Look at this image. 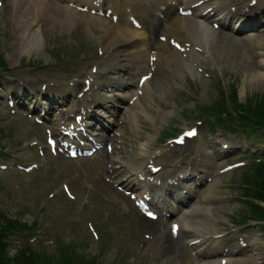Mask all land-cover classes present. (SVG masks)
I'll list each match as a JSON object with an SVG mask.
<instances>
[{"label":"rangeland","instance_id":"374dc122","mask_svg":"<svg viewBox=\"0 0 264 264\" xmlns=\"http://www.w3.org/2000/svg\"><path fill=\"white\" fill-rule=\"evenodd\" d=\"M10 2L12 0H4V9L0 10V63H5V70L0 67V70H4L0 73V80L3 81V85H0V93H6L9 88V79H4L8 74L15 82L29 79L36 81L38 78L44 77L42 76L44 71H49V65L54 63L55 58L64 54L70 58L83 56L84 52L87 54L98 53L97 63H106L109 59L106 54L102 55L100 46L103 45H99V42L92 39L94 36L103 38L101 27L104 26L94 22L95 25L92 24L94 25L92 28L84 29L80 26L87 25L81 24L77 20H73L77 25L69 23V26L65 24L55 28L44 19V24L43 21L41 22L45 32L41 37L43 47L41 53L33 55L31 51L26 55L20 54V45L13 44L15 43L13 37L16 28L15 15L11 11ZM51 4L54 9L58 6L53 1ZM105 27L109 28L108 24ZM126 38L127 36L123 37L127 40ZM251 43H256V40H252ZM234 46L241 48L242 45L235 42ZM231 55L233 54L231 53ZM223 59L218 60L219 67H216L210 60L201 63L209 74L207 78L199 74L198 71V75L195 76L192 73H187V70L179 68L185 74L182 76L176 63L177 57H170L171 62H174V77L168 75L167 79L157 78L154 82L157 96L152 100L153 102L144 103L153 122H148L146 134L142 133L140 139L143 140L141 143L150 139L156 141L154 156L163 151L164 148H159L166 146L171 139V137L168 138L164 145H161V135L167 129L173 130V133L176 134L177 128L182 130L191 123L182 119L180 115L188 109L195 110L199 106L205 105L211 108L210 114L221 108H227L232 105L234 100V103L237 102L236 107L241 103L250 123H258L264 119V91L251 90L246 84H243L242 75L239 72L225 65L222 66ZM38 70L43 71L37 73ZM60 71L57 68L51 70L47 76L49 84L59 83L62 78L59 75ZM243 87L246 89L242 95ZM4 116L5 114L0 111V143L2 142L8 151L24 152L27 146L25 130L21 125L5 122ZM20 122H25L27 131L33 130L32 125L25 118H22ZM141 122H146V118L143 117ZM125 128L127 129L128 125H125ZM200 129L202 134L207 133V127L204 124ZM38 132L39 130L36 129V133H32L31 137ZM43 132L47 135L49 130L46 129ZM39 139L41 140V135ZM181 150L180 148L179 151ZM176 155L174 153V156ZM114 158L127 162L132 158V154L129 151H117ZM108 166L111 167V165ZM120 166L122 165H114L117 175L133 170L132 165L123 168H119ZM247 166H249L248 163ZM106 167L99 164L97 160L83 161L78 164L64 160L63 164L55 161L44 167L43 170L34 172L31 176L16 179L14 182L11 181L12 177L7 175L4 177L3 190L0 192V209L11 219L14 218L23 223H38L41 230L50 225L51 234L48 238L51 242L55 237L62 240L61 243H57V249H55V245H51L50 256H55L56 250L59 251V247L67 242L71 244V250L81 254L80 257L84 255L90 261L94 258L96 264H153V261L161 254L158 253L157 247L149 246L156 243L149 237H151L150 234L154 235L157 230L139 218V214L134 211L133 203L128 196L108 184L111 179L104 170ZM78 171H81L82 174L86 173V176L82 179L80 175L82 183L80 182L78 187H72L71 184L76 183L74 173ZM246 171H248V167L221 180L224 184L220 187L222 188L220 194L224 199L223 206L225 208L228 206L220 213L222 214L221 218H225V222L220 220L218 223L224 235L227 231L238 229L232 225L231 218L239 220L243 215L246 217V206L248 208L249 200L247 201L243 197L242 189L255 183L253 176H249ZM243 177H247L246 181L242 180ZM122 180L120 177L119 181L122 182ZM62 185H69L75 190L73 193L76 200H71L63 194ZM214 190L215 188L211 191ZM57 193L60 195L58 196ZM2 220L0 217V221ZM254 223L249 222L248 225H243L242 227L245 228L242 229L250 227L256 230L260 224ZM92 226L103 239L96 240L93 234L90 235L87 229ZM146 240L150 241L148 245L144 243ZM11 254L14 255L15 251L11 250ZM60 256H57L56 259H59ZM46 260L48 261L47 258Z\"/></svg>","mask_w":264,"mask_h":264},{"label":"bare ground","instance_id":"6f19581e","mask_svg":"<svg viewBox=\"0 0 264 264\" xmlns=\"http://www.w3.org/2000/svg\"><path fill=\"white\" fill-rule=\"evenodd\" d=\"M62 2H71V0H61ZM190 3H193V5L200 1V0H189ZM216 0H203L204 5L202 7L194 8L193 9V18L189 19H184L183 21L177 22V26L179 29L184 32V29L188 27V30L190 32V36L197 41L200 46L204 49L205 53L207 54H212L215 50V55H213L214 61L216 64H220L218 61L221 58L223 59V65H225L228 68H233L236 72H239V74L242 75V81L243 84H246L247 87H249L251 90H256L260 89L264 91V35L261 37L256 38V46L255 49H260V53H256L254 56L255 58H260L258 61H253V63L250 62L248 56L243 52L244 50L241 48H238L237 46H234V43L227 40L225 35H215L213 31V27L210 28L208 22L211 18L212 14H206L205 12L209 8H214ZM259 1V0H257ZM11 3V11H13L15 15V35H14V45H20L19 51L20 54L26 55L27 53H30L31 51L33 55H39L41 53V50L43 49L42 47V40L41 37L43 35V25L41 22L43 21V24L45 21H49L53 27L57 28L60 27L61 25H65L72 22V20H77L81 24H86L87 28L88 25L90 24V20L86 18L85 15H80L76 12H74L72 9H55L53 8V5L49 0H12ZM262 2H259L261 4ZM260 8H264L261 4L259 6ZM214 13H220L222 12L221 8H214L213 9ZM45 19V21H44ZM221 19H223V16L221 15ZM49 25V24H47ZM172 31V29H171ZM45 33V32H44ZM125 33L127 31L125 29H121V33H117L118 36L114 40L110 39L111 41L108 42V45L106 44L105 49L110 51L111 54V59L107 64H114L120 63L122 59L125 61L131 60L132 62L139 63V64H144V62L139 58L136 54L131 53L129 55L124 53V48L125 46L128 45L129 41H124L123 37L125 36ZM213 38V39H212ZM94 41L100 42L99 37L94 36L92 37ZM119 40V41H117ZM115 41H117L115 43ZM230 48L231 52L233 55L231 56V52H225L227 49ZM223 50L224 52L220 51ZM38 54H36V53ZM225 55V57H224ZM160 60V58H157ZM168 61L170 65H172V62L170 60V57H167L165 59ZM180 63H184V60L182 59ZM107 66V65H105ZM106 69H101L98 70L96 76H94L95 81L99 79V77L105 79V74ZM123 84V83H122ZM149 84L144 86L141 92H146L148 90ZM119 88V87H118ZM125 87H123L124 89ZM120 89V88H119ZM244 89V90H243ZM245 87L242 88V95L245 92ZM94 99H97L100 97V94L98 91L94 90L92 87V90L90 91ZM127 97L128 95L125 94ZM124 96V97H125ZM105 98H112L116 99V96H111V95H106L103 96ZM121 97V96H120ZM103 98H99V100H102ZM133 98L130 99V101ZM148 151L146 147H142L141 149V156L140 159L144 160L147 158ZM172 168L168 167L167 172L170 171ZM142 175H144V172H141ZM147 178L151 179L153 178L151 174L146 175ZM147 184L152 185L147 182ZM157 191L161 193L164 196L163 201L158 204L161 207H165V209H168L169 211L171 210L173 213H177V209L170 203L167 202L166 200L167 197L169 196L164 189L166 188V184H157ZM178 187V186H177ZM182 200V199H181ZM184 201L182 200V204ZM157 203H155V206H158ZM184 208V207H183ZM185 209V208H184ZM206 214L209 215L212 218V213L210 211H206ZM183 216H188L190 217L189 223H184V226L187 227V232H192L193 230L196 229L198 226L199 222H203L204 220L201 218H194V216L188 215L187 213H183ZM201 220V221H200ZM183 233V231H182ZM181 233V234H182ZM169 235L165 234L164 238L163 236H160L158 240H163L166 241L168 240ZM181 238L183 239L182 235ZM184 240V239H183ZM263 240V237H260V241ZM258 239L255 237L253 238V234H245L242 236L241 239H239V243L235 245L236 249L242 250L241 244L246 243L247 249H249V255L247 256L248 260L239 258L236 261H229L227 264H264V257L260 254L259 251V245L257 244ZM184 243V242H183ZM171 254H167L164 258L166 263L172 262L173 255H176V250L171 246L170 248ZM158 264H163L158 263ZM175 264H178L176 262Z\"/></svg>","mask_w":264,"mask_h":264},{"label":"trees","instance_id":"16d2710c","mask_svg":"<svg viewBox=\"0 0 264 264\" xmlns=\"http://www.w3.org/2000/svg\"><path fill=\"white\" fill-rule=\"evenodd\" d=\"M262 168L263 169L258 172L257 179H259V182L255 190H257V195L259 192L261 200H264V165Z\"/></svg>","mask_w":264,"mask_h":264},{"label":"snow or ice","instance_id":"6c2138e0","mask_svg":"<svg viewBox=\"0 0 264 264\" xmlns=\"http://www.w3.org/2000/svg\"><path fill=\"white\" fill-rule=\"evenodd\" d=\"M145 79H147V77ZM194 134H195L194 132L193 133H188V135H194Z\"/></svg>","mask_w":264,"mask_h":264}]
</instances>
